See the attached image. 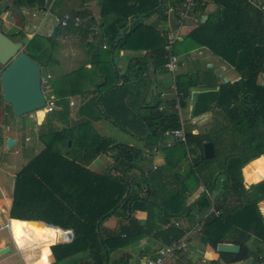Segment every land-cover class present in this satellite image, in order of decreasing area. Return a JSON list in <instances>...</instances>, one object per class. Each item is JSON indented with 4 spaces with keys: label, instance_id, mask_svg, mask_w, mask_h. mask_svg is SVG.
Masks as SVG:
<instances>
[{
    "label": "trees",
    "instance_id": "1",
    "mask_svg": "<svg viewBox=\"0 0 264 264\" xmlns=\"http://www.w3.org/2000/svg\"><path fill=\"white\" fill-rule=\"evenodd\" d=\"M176 1L177 5L182 2ZM199 1L196 0L193 11L201 5ZM254 2L213 0L212 16L203 23L199 21L185 42L177 43L180 54L187 53L192 46L207 49L228 64L239 80L221 83L217 91L196 96L191 117L213 113L210 129L193 134L185 126L184 139H174L169 147L162 149V167L145 173L136 164L140 150L118 144L109 137L96 136L89 122L55 131L54 111L48 112L40 132L51 133L38 138L43 149L14 177L9 218L49 232L63 234L60 229L72 230L73 240L56 244L42 238L36 229L24 232L25 237L17 240L27 250H38L41 257L30 264H49L51 255L52 264L63 261L110 264V256L115 251L144 239H153L162 245L178 242L185 238L187 231L176 227L171 220L185 217L193 221L194 210L208 209L212 201L209 195L219 189L221 193L214 203L218 214L211 212L204 218L198 232L200 240L214 250L220 243L240 246L238 254H220L228 264L262 255L261 248L254 252L248 246L252 240L264 244V219L258 207L264 200V82L259 81L261 77L264 79V0ZM163 6L162 0H99L102 32L110 19L116 29L131 19V26L123 35L107 40L111 68L112 50L150 51L155 69L164 68L168 41L155 25L143 23L155 13L166 18ZM87 48L92 63L99 62L102 57L96 45L90 43ZM177 52L175 48L171 53L177 56ZM28 56L44 68L38 57ZM76 75L78 72L66 81L78 80ZM103 77V85L97 89L101 91L93 97L94 103H90L97 106L98 116L88 118L93 121L103 118L119 126V114L131 113L124 104L128 86L124 76L122 86L112 84L119 79L114 69ZM48 84L58 83L49 80ZM195 84L188 75L177 76L175 86L182 101H187ZM61 88L66 90L64 84ZM69 88L76 91L78 85ZM90 104H85L84 109ZM6 107V114L13 116L11 108ZM178 119L176 113H162L150 119V127L160 124V133L156 135L163 136L168 130L180 128ZM205 142L213 144L214 156L210 159L204 158ZM102 154L110 156L113 163L103 173L90 170L89 165ZM187 162L186 171L181 173V164ZM134 170L138 171L137 175ZM243 177L248 184H257L245 187ZM200 187L203 191L189 203ZM135 211L146 213L144 222L134 218ZM112 217H117V227L106 228L104 223ZM34 241L40 245L32 246Z\"/></svg>",
    "mask_w": 264,
    "mask_h": 264
},
{
    "label": "crops",
    "instance_id": "2",
    "mask_svg": "<svg viewBox=\"0 0 264 264\" xmlns=\"http://www.w3.org/2000/svg\"><path fill=\"white\" fill-rule=\"evenodd\" d=\"M2 1H4V3L6 2L4 6L7 5V11L5 10L2 15V32L12 40L22 43L23 52L27 55L31 54L32 56L38 57L46 70V84L43 83L44 80L42 78V86L44 84L45 88L43 92L45 97L47 92V94L50 95L47 98L54 101V122L56 127L58 124H64L66 129H69L76 121L78 124L89 122L96 136L112 138L118 142V144L130 145L129 147H135L140 151L147 147L146 151L143 153L141 152L138 158V160H140L139 163L143 165L142 168L145 173L163 166L164 154L162 153V149L169 147L173 143L171 137L167 136V133L171 130L166 131L163 136L158 137L156 135L160 133V124H156L155 121L154 124L156 125L151 128V118H155L162 113H176L179 118V129H183V132L185 126H188L193 134L205 132L210 129V121L207 123L203 121L211 112L204 113L197 117H191V111L196 96L205 92L217 91L218 85L221 83L239 80V75L228 64L203 47L192 46L187 53L180 54L177 52L181 50L177 43L185 42L189 31L192 30L199 21L202 22L203 17H205L206 20L212 16V13L215 11L213 0H200L199 2H201V5H197V11L192 10L186 19L182 20L180 17L183 0L180 5H177L176 0H162L166 18L160 16L159 13H155L143 21L146 25H155L156 30L160 32V34L163 33L167 41L173 40L171 52L176 48L178 59H186L183 68H178L175 81L177 76L188 75V78L196 82L195 87L190 89V96L187 101H182L180 96H175L174 90L172 89V76H170L164 68L161 70L155 69L152 55L149 53L150 51L112 50L110 59H112L111 64L113 68H111L107 60L109 57L107 54L109 50L107 40H111L117 35H123L125 29L131 26V19H129L127 23L120 24L118 29L112 24L113 19H110L109 24L105 27L104 32H102L100 28L99 0H42V2L40 0ZM262 9H264V7ZM65 16H69L71 20L78 18V25L75 26L72 22V24L69 25V22L67 26L62 27L60 25V20ZM54 26H57V30L53 35ZM145 42H147L146 39ZM90 43L96 45V49L99 51V57L103 58H101L99 62L92 63V55L91 52H88L87 48ZM112 69H114L119 76L118 82L112 84L115 86H122L126 82L128 86V96L124 99V104L131 113L127 115V118L130 119L131 116H135L136 119L139 118L142 120L140 121L137 119V123H134L133 127L140 129V131L144 133L145 141L130 135L127 131L121 132L119 128L112 129L103 118L95 121L88 118L98 116V109L96 105H93L91 110H88L87 107L84 109V105L87 103H94L93 97L101 91H97V89L103 85L104 74L111 72ZM76 72H78V75L75 77L78 80H72L73 82L66 81L68 78L73 79ZM136 72L139 73L136 74ZM49 80L52 81V83L57 82L58 84H53L52 86L48 84ZM63 84L66 90L61 88ZM74 84L78 85V88H75L76 91L70 90L69 88ZM209 87H214V89H210ZM171 101H174V103L172 104ZM176 101L179 105V113L174 107ZM70 103H73V105H70ZM76 105H78L77 109L75 113H72V108ZM155 106L157 107L156 110L150 109ZM40 112H42L43 118L41 119L42 122H44L48 113L44 111ZM34 117L37 122V114H35ZM145 120H147V122H145ZM9 127L10 126L4 127L0 124V231L3 228L8 229L10 240L16 248V252L14 254L1 255L0 264H17L15 259L16 256L19 259L18 264H30L29 262L33 260L38 261L41 257L38 255V250H27L22 244V241L17 240V238L21 239L25 237L23 234L24 232H28L30 229H36V231L41 234L40 236L46 238L50 243L54 241H65L66 237L61 233L54 231L49 232L29 223L13 222L14 219L9 218L12 193L7 197L3 185L4 180L2 179V174L12 177L14 185V177L17 172L43 149H39V146L42 145L38 138L45 135V132H42L41 135L38 133L41 130L40 125L39 130L38 128H32V135L31 132L29 133V130H27L29 128H25V139L23 143H21L19 150L23 153L27 152V154L32 149L37 152L35 151L36 153L32 155L33 157L31 156V159L28 158L30 159L29 161L26 159L23 164L19 165L17 160H10L5 161L3 163L5 166L3 167L2 137L8 135L5 136V139H12V146L20 140L19 130L16 128L10 130ZM119 135H123V138L117 140V136ZM154 135L157 137H154ZM38 143L39 146L37 145ZM144 145L145 147L143 148ZM145 155L151 158L149 162H147ZM101 157H107L106 162H101ZM112 163L113 159L110 156L102 154L89 165V169L96 173H103ZM12 164H16L17 166L14 167L15 165L12 166ZM19 166L22 167L19 168ZM186 166L187 164L185 163L181 164L179 168L181 173L186 171ZM137 174L136 172L135 175ZM244 184L246 187L248 183L244 180ZM253 184L256 185L257 183ZM202 191V187L198 188L189 198V203L197 199ZM220 193L219 189L209 195L212 201L208 209L199 211L194 210L193 213L195 217L193 221H189L185 217L178 220H171V223L175 222L174 224L176 227L183 228L187 231L185 238L181 239L185 240L186 251L176 253L169 258L165 264H228L220 258V253H218L217 250L211 248L209 244L203 243L198 234L204 218L211 212H214L215 215L218 214L217 211H214V203L218 199ZM258 207L264 219V200L258 204ZM133 216L140 222H144L146 219V213L143 211H135ZM2 220L5 221L4 224ZM109 221L104 223L106 228L113 229L117 227V220L115 223H112L113 220ZM17 226H19V228H17ZM9 243L8 237L0 238V249L8 247ZM31 245L39 246L40 244L34 241ZM136 246H138L140 250L133 249V245L115 251L110 256V264H144L146 257L153 255L159 248L166 245H162L160 242L153 239H144ZM248 246L254 250V252H258L257 248H261L262 255L230 264H264V244L252 240L248 243ZM49 261V264L54 263L52 255ZM60 264L67 263L63 261Z\"/></svg>",
    "mask_w": 264,
    "mask_h": 264
},
{
    "label": "water",
    "instance_id": "3",
    "mask_svg": "<svg viewBox=\"0 0 264 264\" xmlns=\"http://www.w3.org/2000/svg\"><path fill=\"white\" fill-rule=\"evenodd\" d=\"M205 17L202 18V23ZM57 26L53 27V35ZM0 72L1 97L3 102L11 108L13 117L20 118L42 111L46 106V97L42 86L41 65L23 52V45L6 36L0 31ZM226 82V80H225ZM58 129H66L64 124H59ZM13 140L8 139V146H12ZM204 158L210 159L214 156L213 144H203ZM253 183L246 184L251 188ZM60 229V228H58ZM65 241L56 244H67L73 240L72 230H62ZM54 244V245H56ZM10 248L0 249V256L9 252ZM220 254H238L240 246L235 244L220 243L216 248Z\"/></svg>",
    "mask_w": 264,
    "mask_h": 264
},
{
    "label": "rangeland",
    "instance_id": "4",
    "mask_svg": "<svg viewBox=\"0 0 264 264\" xmlns=\"http://www.w3.org/2000/svg\"><path fill=\"white\" fill-rule=\"evenodd\" d=\"M6 3V2H5ZM4 1H2V0H0V31H2V15H3V13H4V11L6 10L7 11V9H6V7H7V5L6 6H4ZM11 9V8H10ZM60 15V14H59ZM56 58V57H55ZM185 62H186V59L185 58H179L178 59V68L179 67H181V68H183V64H185ZM227 68V67H226ZM3 68L0 66V72H1V70H2ZM139 72H136V74H138ZM135 77H137V76H135ZM42 78H43V83L44 84H46L47 83V80H46V70H45V68H43L42 69ZM259 81L261 82V83H263L264 82V79H263V77H261L260 79H259ZM44 84H43V90L45 91V88H44ZM0 90H1V87H0ZM50 95L49 94H47V92H46V98L47 97H49ZM5 103L3 102V99L1 98V92H0V124L2 125V126H10L9 127V129L10 130H14L15 128L17 129V130H19V132H20V134H19V138H20V140L18 141V143L16 142V144L14 145V146H8V139H5V136H8V135H5V136H3L2 137V140H1V143H2V165H3V167L5 166L3 163L5 162V161H10V160H17V163H19V165L20 164H23V162L26 160V159H28V158H30L33 154H35L37 151L36 150H34V149H32L28 154H27V152L26 153H23V152H20V150H19V148H20V145H21V143H23V141H24V139H25V133H24V130H25V128H29V129H27V130H29V133L31 132V135H32V128H35V129H37L38 128V130L40 129V127H39V125L41 126V124L42 123H44V122H42V119L41 118H43L42 117V112H38V113H36L37 114V122H36V120H35V114H30V115H27V116H24V117H20V118H15V117H13V116H11L10 114L8 115V114H6V111H8L6 108V104L4 105ZM77 106L78 105H76L75 107H73L72 108V113H75V111H76V109H77ZM92 106L93 105H89L88 106V110H91L92 109ZM212 117H213V113H211L209 116H207V117H205V119H204V121L203 122H205V123H207V122H212ZM38 118H39V120H38ZM46 119V118H45ZM133 119L134 120H136V118H134V117H132L131 116V118L129 119V118H127V115L126 116H124V111H123V113H120L119 114V116H118V118H117V120H118V125L119 126H117V125H114V124H112L111 123V121H107L106 120V123L112 128V129H118L119 128V130H121V132L122 131H127V133H129L130 135H133V136H136V137H138V138H140V139H143V141H145V136H144V133L143 132H141L140 131V129H137V128H135V127H133V125H134V122H133ZM135 123H137V122H135ZM59 125V124H58ZM58 125H57V127H56V125H55V127H56V129H55V131H59V129H58ZM78 125V123H77V121H76V123H74V124H72L71 126H77ZM107 125V126H108ZM210 125V124H209ZM70 126V127H71ZM205 130V129H204ZM72 131L74 132L73 134L74 135H78V133H77V130H76V128H73L72 129ZM24 133V134H23ZM40 135L42 134V133H40V132H38ZM47 133H50V132H46L45 131V135L47 134ZM9 134V133H8ZM129 134H128V136H129ZM10 136H11V134H10ZM116 136V135H115ZM118 138H117V140L118 139H121V138H123V135L122 136H117ZM4 138V139H3ZM12 140V139H11ZM120 141H122V140H120ZM147 142V141H146ZM41 143V142H40ZM118 143V142H117ZM145 143V142H144ZM147 143H149V142H147ZM38 146H39V143L37 144ZM41 145L42 146H39V149L40 148H43L44 146H43V144L41 143ZM128 146H130V145H128ZM149 146V145H148ZM142 147V146H141ZM140 147V148H141ZM145 147V145L143 146V148ZM150 147V146H149ZM147 148V147H146ZM146 148H144V149H141V152L143 153V152H145L146 151ZM36 151V152H35ZM20 152V153H19ZM19 153V154H18ZM33 157V156H32ZM31 157V158H32ZM145 157L147 158V162H149V160L151 159L148 155H145ZM30 158V159H31ZM30 159H28L27 161H29ZM106 159H107V157H101V162L102 161H105L106 162ZM26 161V162H27ZM139 161L140 160H137V166L140 168V169H143L142 168V166L143 165H141V163H139ZM25 162V163H26ZM189 163L187 162V165H188ZM15 165V166H14ZM12 164V166H14V167H16L17 165L16 164ZM20 167H22V166H19V168ZM17 170H18V168H17ZM17 170H14V171H17ZM137 170V169H136ZM136 170H134V172H136ZM9 171H11V170H9ZM133 172V173H134ZM138 172V171H137ZM2 179L4 180L3 181V185H4V189H5V191H6V193H7V197H9L10 195H11V193H12V187H13V179H12V177H10V176H8V175H5V174H2ZM199 217H202V216H199ZM2 218H3V215H2ZM111 220H113L112 221V223H115L116 222V220L118 221V219H117V217H112V218H110V221ZM109 221V222H110ZM197 221H198V219H197ZM2 223L4 224L5 223V221L4 220H2ZM17 228H19V226H17ZM2 237H8L9 238V241H10V243L8 244V247H10V252H8V253H6V254H14L15 252H16V248L13 246V244H12V242H11V240H10V236H9V233H8V229H6V228H3L1 231H0V238H2ZM137 244H135L134 245V248L133 249H135V250H140V248L138 247V246H136ZM5 254V255H6ZM15 259H16V261H17V264L19 263V259H18V257L16 256L15 257ZM29 262V261H28ZM30 263V262H29Z\"/></svg>",
    "mask_w": 264,
    "mask_h": 264
},
{
    "label": "built area",
    "instance_id": "5",
    "mask_svg": "<svg viewBox=\"0 0 264 264\" xmlns=\"http://www.w3.org/2000/svg\"><path fill=\"white\" fill-rule=\"evenodd\" d=\"M251 2H254V0H249ZM196 5V0H183L182 3V12L180 19H186V17L189 15V13L193 10V8ZM69 22H72L73 25H78V18L70 19L69 16H65L60 20V25L62 27H65L68 25ZM173 44V40H169L167 43V50H168V56H167V62L164 66L165 71L172 76V89L174 90L175 96H179V94L176 91L175 86V75L178 71V57L173 55L171 53V47ZM46 106L43 109L44 112H51L54 111L55 105L54 101L51 99L46 98ZM70 105H73V103H70ZM175 109L179 113V105L176 101L175 103ZM168 137H171L172 140L174 139H184V132L183 129H177V130H171L167 133ZM186 251V244L185 240H181L179 242H173L170 245L163 246L159 248L153 255L148 256L144 260V264H165V262L174 256L178 252H185Z\"/></svg>",
    "mask_w": 264,
    "mask_h": 264
},
{
    "label": "bare ground",
    "instance_id": "6",
    "mask_svg": "<svg viewBox=\"0 0 264 264\" xmlns=\"http://www.w3.org/2000/svg\"><path fill=\"white\" fill-rule=\"evenodd\" d=\"M43 111V110H42ZM40 112V111H39ZM45 113H48V112H45Z\"/></svg>",
    "mask_w": 264,
    "mask_h": 264
}]
</instances>
